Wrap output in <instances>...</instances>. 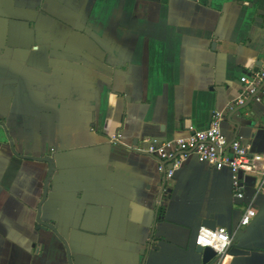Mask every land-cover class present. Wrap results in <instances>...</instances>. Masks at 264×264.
Instances as JSON below:
<instances>
[{
    "label": "crops",
    "instance_id": "obj_1",
    "mask_svg": "<svg viewBox=\"0 0 264 264\" xmlns=\"http://www.w3.org/2000/svg\"><path fill=\"white\" fill-rule=\"evenodd\" d=\"M258 11L264 0H0V264H202L199 220L233 230L246 207L230 172L192 155L162 184L143 150L219 113L229 140L264 154V96L230 109L240 77L264 70ZM239 177L248 200L257 175ZM253 208L222 264H264V191Z\"/></svg>",
    "mask_w": 264,
    "mask_h": 264
},
{
    "label": "built area",
    "instance_id": "obj_2",
    "mask_svg": "<svg viewBox=\"0 0 264 264\" xmlns=\"http://www.w3.org/2000/svg\"><path fill=\"white\" fill-rule=\"evenodd\" d=\"M241 93L231 102L230 109L241 107L249 101H258L264 96V70L250 75H242ZM222 115H212L208 126L203 130H192L188 136L156 143L150 141L143 152L157 160V170L166 180L172 178L181 161L194 155L200 162L209 163L215 170L226 169L231 174L234 197L242 198L240 173L257 175L255 195L264 191V154L251 152L240 138L229 140L221 129ZM169 165V167H167ZM256 216L252 204L247 205L238 225L230 235L225 228L198 230L195 244L208 247L215 253L214 264H222L237 232L248 226Z\"/></svg>",
    "mask_w": 264,
    "mask_h": 264
},
{
    "label": "water",
    "instance_id": "obj_3",
    "mask_svg": "<svg viewBox=\"0 0 264 264\" xmlns=\"http://www.w3.org/2000/svg\"><path fill=\"white\" fill-rule=\"evenodd\" d=\"M196 8H197V6H196ZM263 15L264 14L262 12L258 11L257 12V17L255 18V20L258 21V22H261ZM212 47H213V45H212ZM249 102H251V101H249ZM249 102H247V104ZM247 104H245V105H243L241 107H238L237 110L240 109V108H242V107H245ZM232 139H235V137L232 138ZM45 161L50 166V162L48 160H45ZM50 169H51V167H50ZM49 172H50V170H49ZM47 181H46V183H47ZM165 181H166V179L163 176H161V183L164 184ZM162 193L165 195L166 194L165 193V190H162ZM261 193H258V194L255 195V191H254L253 194H252V196L248 200H245L243 197L242 198H236V197H234V199L235 200H238L241 205L244 204V205L247 206L249 204H252V205L256 206V201H257L258 197L261 195ZM199 223H200V226L205 227V228H208V229H215L216 228V222H215V220H214V218H213L212 215H209L207 218L200 219L199 220ZM37 224H38V229L41 228L43 230H47V229L53 230L50 225L42 224L39 221V219H37ZM227 231L231 235L232 232L234 231V229L233 230L230 229V230H227ZM53 232H55V231L53 230ZM240 238L241 237H237V234L234 235V237L232 239V245L229 248V250H228L227 253H229L230 255H233V256L238 255V253L240 252V250H239V248H237L236 245L240 241ZM195 240H196V236H195L194 242H193V245H194L193 251L196 254H199L201 256V263L202 264H214V262L216 260V258H214L215 257L214 251L212 249L208 248V247L202 248L200 245H196L195 244ZM151 250L152 251L150 253H152V252L153 253H157V251H158L157 247H152ZM145 251L142 252V255L145 254ZM148 253H149V250H148Z\"/></svg>",
    "mask_w": 264,
    "mask_h": 264
}]
</instances>
